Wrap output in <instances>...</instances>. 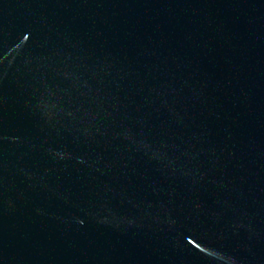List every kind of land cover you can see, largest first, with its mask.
Wrapping results in <instances>:
<instances>
[{"label":"water","instance_id":"obj_1","mask_svg":"<svg viewBox=\"0 0 264 264\" xmlns=\"http://www.w3.org/2000/svg\"><path fill=\"white\" fill-rule=\"evenodd\" d=\"M0 264H264V0H0Z\"/></svg>","mask_w":264,"mask_h":264}]
</instances>
